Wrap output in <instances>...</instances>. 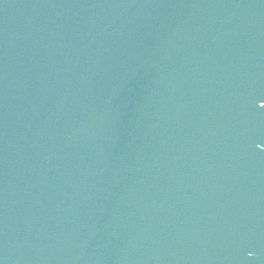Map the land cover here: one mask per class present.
<instances>
[{
  "label": "water",
  "instance_id": "95a60500",
  "mask_svg": "<svg viewBox=\"0 0 264 264\" xmlns=\"http://www.w3.org/2000/svg\"><path fill=\"white\" fill-rule=\"evenodd\" d=\"M0 264H264V0H0Z\"/></svg>",
  "mask_w": 264,
  "mask_h": 264
}]
</instances>
